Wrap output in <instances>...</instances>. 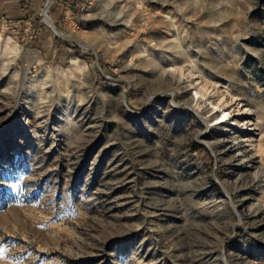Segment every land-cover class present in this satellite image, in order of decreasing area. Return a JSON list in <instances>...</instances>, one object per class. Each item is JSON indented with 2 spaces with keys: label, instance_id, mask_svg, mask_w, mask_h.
<instances>
[{
  "label": "rangeland",
  "instance_id": "1",
  "mask_svg": "<svg viewBox=\"0 0 264 264\" xmlns=\"http://www.w3.org/2000/svg\"><path fill=\"white\" fill-rule=\"evenodd\" d=\"M0 264H264V0H0Z\"/></svg>",
  "mask_w": 264,
  "mask_h": 264
},
{
  "label": "bare ground",
  "instance_id": "2",
  "mask_svg": "<svg viewBox=\"0 0 264 264\" xmlns=\"http://www.w3.org/2000/svg\"><path fill=\"white\" fill-rule=\"evenodd\" d=\"M126 20V19H125ZM125 20H124V22H125ZM122 22V21H121ZM123 23V22H122ZM216 111L218 112V115L215 117V119H217V118H219L218 120H217V125L218 124H220V123H222L223 121H226V120H228L230 117H231V115H230V112L228 111V110H225V109H220L219 107H218V105L216 106Z\"/></svg>",
  "mask_w": 264,
  "mask_h": 264
}]
</instances>
